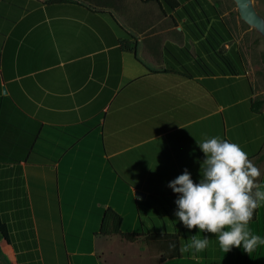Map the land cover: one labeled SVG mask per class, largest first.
<instances>
[{"label":"crops","instance_id":"obj_1","mask_svg":"<svg viewBox=\"0 0 264 264\" xmlns=\"http://www.w3.org/2000/svg\"><path fill=\"white\" fill-rule=\"evenodd\" d=\"M114 19L121 24L85 0H0V214L24 221L29 210L37 240L55 241L61 222L68 264H236L216 238L170 259L158 242L102 233L113 209L123 233H179L182 247L190 231L171 212L131 213L137 192L173 195L168 183L185 169L198 182L206 158L198 141L213 136L264 160V108L251 103L263 91L248 70L186 79L167 70L166 51L196 45L185 30L182 44L170 27L125 26L133 53Z\"/></svg>","mask_w":264,"mask_h":264},{"label":"clouds","instance_id":"obj_2","mask_svg":"<svg viewBox=\"0 0 264 264\" xmlns=\"http://www.w3.org/2000/svg\"><path fill=\"white\" fill-rule=\"evenodd\" d=\"M206 158L201 166V178L194 181L190 171L185 169L168 183L178 198L175 216L189 229L204 233H215L220 248L225 252L233 247L251 253L264 246V236L254 232L250 222L255 210L264 203V182L259 181V167L249 158L243 147L213 136L198 141ZM198 234V233H197ZM190 235L181 252L189 249L204 251L210 238L204 235ZM170 247L175 248L172 243Z\"/></svg>","mask_w":264,"mask_h":264},{"label":"rangeland","instance_id":"obj_3","mask_svg":"<svg viewBox=\"0 0 264 264\" xmlns=\"http://www.w3.org/2000/svg\"><path fill=\"white\" fill-rule=\"evenodd\" d=\"M203 1L207 7L215 6L218 14L221 15L231 27L235 36V46L243 56V72L246 73L248 70L250 72L251 78L253 79L254 85H256L259 91H263L256 97H264V36L241 18L238 11V6L234 0ZM85 2L87 4H90L91 6L97 5L98 7L112 10L114 13H116L118 18H120L119 20L121 24L126 26L130 30H144L151 25H153L156 29L170 27L171 37L173 40L178 41L182 44L186 43V41L188 40L183 28V22H175V20H173L172 18L164 16L160 6L154 1L146 2L143 0H85ZM254 2L258 11L264 16V0H254ZM191 44L194 45L192 40ZM232 44V42H228L227 46L229 47ZM244 81L246 83H249L247 78H245ZM246 119L247 117L244 115L241 120H243L244 123L246 122ZM253 163L259 167L261 172L260 177H258L257 179L264 182L263 158H257L253 160ZM125 194L126 193H124V195ZM177 198L178 194L176 193L162 199H143L142 197H140L141 202H139L138 204L134 203L130 205L132 206L134 212H129H131L132 214L135 212H139L143 216L146 215L147 212H149V215L152 214V210L154 209L156 215H159L160 213L161 216H166L171 212V214L174 216V211L177 209V205L175 204V200ZM127 207L130 210L128 204ZM23 214L24 215L22 216H24L26 221L28 210H24ZM30 214L33 221L34 216L31 212ZM4 218L11 225V228L16 235V243H19V245H21L23 238L20 237L19 234L23 231V226L21 225V223L24 221L16 220L15 216L12 214H4ZM147 221L149 222L148 219ZM176 221L177 223L180 222L178 221V219ZM128 222L130 223L129 225L132 226L133 221H130L128 218ZM155 223L158 225L162 222L158 219H155ZM250 227L254 232L264 236V203H261L259 205V217L256 222L250 223ZM61 228L62 224L58 221L56 225V240L51 241L49 238L45 239L42 236L41 240H37L36 250L33 246L30 245L29 247L21 246L23 248V251L27 255L26 261H40L41 264H68V254L63 239L64 231ZM189 231L190 235L198 233V238L204 237V235H207L210 239L216 238L215 233H199L198 228H195L194 231ZM16 243L11 244L0 236V264H20L19 253L15 247L17 245ZM229 252L231 256L236 259V264H264V246L256 248L251 253L245 252L242 248L239 247H233Z\"/></svg>","mask_w":264,"mask_h":264},{"label":"trees","instance_id":"obj_4","mask_svg":"<svg viewBox=\"0 0 264 264\" xmlns=\"http://www.w3.org/2000/svg\"><path fill=\"white\" fill-rule=\"evenodd\" d=\"M44 2L45 0H36ZM156 2L164 15H170L175 22H183L184 30L189 37L196 41V45L191 43L183 47L168 43L166 51L171 57L168 67L172 72L184 76L186 79L195 80L199 76H218V75H241L243 72V56L237 50L235 44L230 48L225 46L233 39V31L225 19L218 14L215 6L207 7L203 0H143ZM109 13V12H108ZM119 29L129 37H126L123 48L125 51L137 52V39L129 33L128 29L114 19ZM206 98L210 95L207 89L203 88ZM252 110L259 113L264 108V97H256L252 100ZM259 217V206L255 210L254 220ZM123 217L113 209L106 210L103 221V234H121L128 240L136 241L143 237L147 242H158L165 248V255L170 259L181 257V235L179 233H149L139 235L137 233H123L121 230ZM23 231L20 237L23 238L22 244L16 243V235L11 225L2 218L0 214V236L15 247L19 253L20 264H41L40 261L27 262L26 253L23 246H33L36 250L37 239L34 223L28 210L26 221L21 223ZM30 240V241H28ZM172 243L175 248L170 247ZM22 246V247H21ZM37 252V251H36ZM38 253V252H37ZM29 254V253H28Z\"/></svg>","mask_w":264,"mask_h":264},{"label":"water","instance_id":"obj_5","mask_svg":"<svg viewBox=\"0 0 264 264\" xmlns=\"http://www.w3.org/2000/svg\"><path fill=\"white\" fill-rule=\"evenodd\" d=\"M243 20L254 27L264 36V16L258 11L254 0H234ZM138 196H145V193L138 191Z\"/></svg>","mask_w":264,"mask_h":264}]
</instances>
